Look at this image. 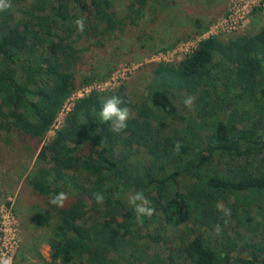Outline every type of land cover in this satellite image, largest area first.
<instances>
[{"label": "trees", "instance_id": "1", "mask_svg": "<svg viewBox=\"0 0 264 264\" xmlns=\"http://www.w3.org/2000/svg\"><path fill=\"white\" fill-rule=\"evenodd\" d=\"M146 1L131 0L139 11L122 18L112 0H8L11 6L0 11V139L28 142L32 157L38 151L29 184L44 208L29 220L37 228L51 227L49 264H134L141 249L131 232L125 234L136 219L125 195L143 192L155 208L150 222L190 225L208 234L181 240L176 251L185 258L178 264H264V234L258 244L244 243L246 256L236 253L235 243H224L227 231L237 228L256 236L255 215L264 213V26L227 41L210 36L177 63L152 64V84L158 86L147 100L134 102L123 85L90 92L74 102L51 141L42 142L77 86L98 82L91 74L77 83L71 71L78 61L74 44L85 36L104 48L114 30L123 33L137 24ZM76 19L84 20L83 33ZM183 94L194 97L195 122L177 129L167 120ZM112 96L130 110L119 134L99 115ZM145 107L148 117L141 112ZM139 150L150 159L137 161ZM165 161L176 175L191 177L198 191H172L174 173L161 175ZM60 192L68 195L64 206L51 205L49 198ZM97 193L102 203L95 202ZM218 203L231 215L225 218ZM148 264L175 263L152 253Z\"/></svg>", "mask_w": 264, "mask_h": 264}, {"label": "rangeland", "instance_id": "2", "mask_svg": "<svg viewBox=\"0 0 264 264\" xmlns=\"http://www.w3.org/2000/svg\"><path fill=\"white\" fill-rule=\"evenodd\" d=\"M132 3L134 2L131 0H112L115 15L122 18L127 13L133 15L134 12H138L137 5ZM21 4L25 10L26 6ZM15 9L13 6L12 12L15 13ZM36 10H39L38 4ZM44 10H47L48 14L49 10L46 7ZM16 15L19 17L17 11ZM140 15L141 17L136 20L137 24L126 27L123 33L114 30L106 38L104 48L93 46L94 40L85 36L74 44V55L78 61L71 71L77 83L80 82L82 75L91 74L98 77V82L86 87L78 85L73 94L80 93L85 97L90 92L114 91L123 85L128 88L127 95L134 102L147 100L158 86V83L152 84L154 81L152 64L177 63L188 55L200 40L210 36L227 41L235 35L258 33L264 26V0H147ZM20 16L22 18V15ZM86 23L91 26L93 21L87 17ZM186 98L183 94L174 101L176 112L173 118L167 120L173 128L179 129L195 122L193 105L191 109L184 105ZM148 107L141 110L144 117H148L150 113ZM64 118L65 112H60L53 127L49 129L51 131H48L43 139V144L51 141L55 129L64 124ZM1 139L0 260L10 258L11 264H49L50 247L47 243L52 237L51 227L37 228L29 220L32 214L44 208L40 196L29 184V179L35 171L34 163L38 151L32 157V149L28 142L22 144L18 139H14L10 145ZM137 154V161L150 159L142 150ZM134 160L135 158H130L131 163H135ZM152 160L155 162L157 158L152 157ZM137 161L136 163H139ZM161 165V169L164 170L161 175H171L176 171L173 164L168 161ZM172 175L174 180L170 187L172 191L185 192L187 189L198 191L191 177L175 173ZM68 194L73 196L74 193L69 190ZM126 196L125 200L129 205L130 197ZM86 212L90 214L88 208ZM261 215H255L258 220L256 227L259 229L256 236L237 228L227 231L224 243L226 245L235 243L239 248L236 253L246 256V252L242 250L244 243L258 244L264 234V213ZM224 217L226 218L225 215ZM115 221L119 223L120 217ZM113 222L111 219L105 221L108 227L112 226ZM232 224L235 225L234 222ZM191 227L190 225L161 227L158 221L150 222V217H144L143 224L139 225L134 219L127 225L125 231L128 235L131 232L130 237L136 240L141 249L137 263L134 264H148L152 253H160L163 258L172 260L175 264L183 263L185 256L176 251L182 244L181 240L190 236L192 239L198 234L208 236L207 233ZM238 232L241 239L236 234ZM211 241L215 245L213 238ZM219 242L221 243V238Z\"/></svg>", "mask_w": 264, "mask_h": 264}, {"label": "clouds", "instance_id": "3", "mask_svg": "<svg viewBox=\"0 0 264 264\" xmlns=\"http://www.w3.org/2000/svg\"><path fill=\"white\" fill-rule=\"evenodd\" d=\"M11 5L8 0H0V11H4L9 8ZM76 29L79 33H83L85 30V22L83 19H76L74 21ZM124 104V101L119 96H112L111 98L105 100L102 103L100 110V120L101 123H111L112 129L115 133L119 134L127 127V121L129 119L130 110L128 107H121ZM194 104V97H187L184 100V105L186 108L191 109ZM181 145L176 144L175 148L177 151L180 150ZM68 199V195L64 192H60L58 194H54L49 198V203L56 207H63L65 201ZM103 195L97 193L95 195V202L102 203ZM129 204L133 207L134 212L136 213V222L139 225L143 224L144 217H151L155 213V208L151 206V202L145 197L143 192H136L129 199ZM217 208L219 211L223 212L225 216H230V209H226L222 204H217ZM215 231L219 233L220 226L217 225ZM0 264H11V259L6 258L0 260Z\"/></svg>", "mask_w": 264, "mask_h": 264}, {"label": "built area", "instance_id": "4", "mask_svg": "<svg viewBox=\"0 0 264 264\" xmlns=\"http://www.w3.org/2000/svg\"><path fill=\"white\" fill-rule=\"evenodd\" d=\"M208 38V37H207ZM201 41V40H200ZM197 45V44H196ZM191 53V52H190ZM189 53V54H190ZM80 92V91H79ZM85 94H87V91H85ZM88 95V94H87ZM86 96V95H85ZM84 97V95H80V93H78V94H72V96L69 98V99H67L65 102H64V105H63V108H61V110L59 111V114H60V112L61 113H63V112H65V116H66V114L72 109V107H73V105H74V102L77 100V99H80V98H83ZM59 114H58V116H59ZM58 118V117H57ZM57 120V119H56ZM55 123V122H54ZM54 125V124H53ZM53 125L51 126V127H53ZM63 126V125H62ZM61 126V127H62ZM60 127V128H61ZM59 128V129H60ZM58 128H56L55 129V133H56V131H58L59 130ZM51 131V130H50ZM49 131V132H50ZM53 135V134H52Z\"/></svg>", "mask_w": 264, "mask_h": 264}]
</instances>
